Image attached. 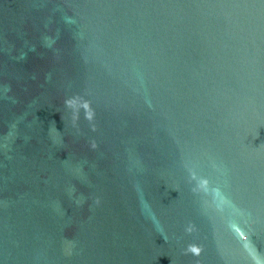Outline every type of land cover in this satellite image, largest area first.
<instances>
[{
    "label": "water",
    "instance_id": "1",
    "mask_svg": "<svg viewBox=\"0 0 264 264\" xmlns=\"http://www.w3.org/2000/svg\"><path fill=\"white\" fill-rule=\"evenodd\" d=\"M0 264H264V0H0Z\"/></svg>",
    "mask_w": 264,
    "mask_h": 264
},
{
    "label": "clouds",
    "instance_id": "2",
    "mask_svg": "<svg viewBox=\"0 0 264 264\" xmlns=\"http://www.w3.org/2000/svg\"><path fill=\"white\" fill-rule=\"evenodd\" d=\"M72 104H73V101H72L71 98L65 100V105H66V106L71 107ZM92 115H93L92 113H87V114H86V118H87V119H91V118H92ZM97 203H99V201H97ZM187 231L191 232V231H192V228L189 227V228L187 229ZM186 252H191V253H195V254L198 255L199 252H200V249H199L198 247L194 246V245H189L188 248L186 249Z\"/></svg>",
    "mask_w": 264,
    "mask_h": 264
}]
</instances>
